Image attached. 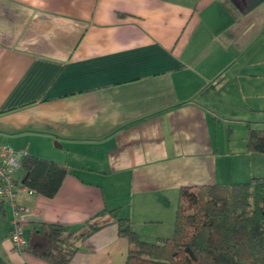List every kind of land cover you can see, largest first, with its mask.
I'll return each instance as SVG.
<instances>
[{
  "label": "crops",
  "instance_id": "obj_1",
  "mask_svg": "<svg viewBox=\"0 0 264 264\" xmlns=\"http://www.w3.org/2000/svg\"><path fill=\"white\" fill-rule=\"evenodd\" d=\"M248 125L264 127V0H0V145L70 172L52 198L14 175L34 249L41 223L77 231L104 211L170 238L181 187L264 178ZM9 224L2 203L0 264H48L12 249ZM127 250L110 223L70 264Z\"/></svg>",
  "mask_w": 264,
  "mask_h": 264
},
{
  "label": "trees",
  "instance_id": "obj_2",
  "mask_svg": "<svg viewBox=\"0 0 264 264\" xmlns=\"http://www.w3.org/2000/svg\"><path fill=\"white\" fill-rule=\"evenodd\" d=\"M246 147L264 155V127L247 126ZM20 169L21 186L46 198L54 197L70 174L64 165L33 156L24 157ZM104 214L92 217L77 231L41 223L35 235L41 238L42 249L30 244L22 252L48 264H70L85 240L112 223L128 244L124 264H264V178L181 187L172 236L154 243L141 240L128 219L100 222Z\"/></svg>",
  "mask_w": 264,
  "mask_h": 264
},
{
  "label": "built area",
  "instance_id": "obj_3",
  "mask_svg": "<svg viewBox=\"0 0 264 264\" xmlns=\"http://www.w3.org/2000/svg\"><path fill=\"white\" fill-rule=\"evenodd\" d=\"M22 156L11 147L0 145V200L10 208V241L12 249L22 252L28 245L24 227L25 208L16 203L14 175L20 168ZM29 191V190H28ZM31 194L32 192L29 191Z\"/></svg>",
  "mask_w": 264,
  "mask_h": 264
},
{
  "label": "rangeland",
  "instance_id": "obj_4",
  "mask_svg": "<svg viewBox=\"0 0 264 264\" xmlns=\"http://www.w3.org/2000/svg\"><path fill=\"white\" fill-rule=\"evenodd\" d=\"M174 218V217H173ZM174 220V219H173ZM172 236V233L170 235V237ZM169 238V237H168ZM152 242H157V239H154Z\"/></svg>",
  "mask_w": 264,
  "mask_h": 264
}]
</instances>
